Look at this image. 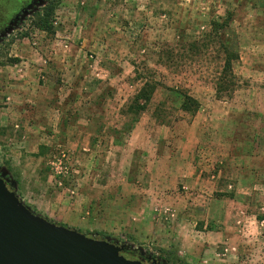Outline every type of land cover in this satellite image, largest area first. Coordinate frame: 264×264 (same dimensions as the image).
<instances>
[{"label": "rangeland", "instance_id": "obj_1", "mask_svg": "<svg viewBox=\"0 0 264 264\" xmlns=\"http://www.w3.org/2000/svg\"><path fill=\"white\" fill-rule=\"evenodd\" d=\"M49 1L0 0V174L20 200L150 264H264V0H61L55 35L34 26Z\"/></svg>", "mask_w": 264, "mask_h": 264}, {"label": "water", "instance_id": "obj_2", "mask_svg": "<svg viewBox=\"0 0 264 264\" xmlns=\"http://www.w3.org/2000/svg\"><path fill=\"white\" fill-rule=\"evenodd\" d=\"M0 177V264H150L125 246L57 225L34 214Z\"/></svg>", "mask_w": 264, "mask_h": 264}, {"label": "trees", "instance_id": "obj_3", "mask_svg": "<svg viewBox=\"0 0 264 264\" xmlns=\"http://www.w3.org/2000/svg\"><path fill=\"white\" fill-rule=\"evenodd\" d=\"M60 2L61 0H50L47 5L42 9V11L34 16V26L36 29L50 35L56 34L54 18ZM226 54H228V56L224 63L222 78L219 84L220 88L217 91L218 94H221L223 92L221 90L227 89V87H224L225 85H235L233 64L235 61L238 60V56L234 53H230L229 51H226ZM11 62L15 64L18 62V60H13ZM155 92L156 86L146 83L138 94V96L135 98L133 105L130 107V112H132L136 116H139L140 114L145 112L147 110V105L152 101ZM182 97V110L184 112L197 113L199 111L200 104L198 101L186 94H182ZM141 102H144V104H141Z\"/></svg>", "mask_w": 264, "mask_h": 264}, {"label": "crops", "instance_id": "obj_4", "mask_svg": "<svg viewBox=\"0 0 264 264\" xmlns=\"http://www.w3.org/2000/svg\"><path fill=\"white\" fill-rule=\"evenodd\" d=\"M43 94L41 96H38V100L40 99L41 101L44 102V100L47 98V94H51L50 91H42ZM66 91H52V99L55 98V97H59V98H62V95L63 93H65ZM98 92V91H97ZM45 96V97H44ZM25 99V96L24 97H20ZM171 156V155H170ZM237 156L235 154H231V156L227 155L225 160H227L228 158H230V160H234ZM244 157V156H243ZM249 158V157H248ZM251 160H258V159H264V157L261 158L260 157H253L251 156V158H249ZM192 160H196L195 157H193V159H191V162ZM183 163H185V160L183 161ZM190 165V166H189ZM180 178H179V181L181 182V184L185 185L186 188H189L190 185L192 186H202L203 185V179H202V174L199 170L196 169V166L194 167L193 164H188V167H187V170L184 168L182 171H180V174H179ZM230 187H233L232 185ZM216 188L215 187V183L213 182V187H212V190ZM174 197V196H173ZM173 197H171V199H173ZM167 200L169 201L170 198L168 197ZM168 201L166 202V204H168V206L171 204L168 203ZM187 219H185V216H184V222L187 223L186 221ZM189 222V221H188ZM190 222H193V221H190Z\"/></svg>", "mask_w": 264, "mask_h": 264}, {"label": "flooded vegetation", "instance_id": "obj_5", "mask_svg": "<svg viewBox=\"0 0 264 264\" xmlns=\"http://www.w3.org/2000/svg\"><path fill=\"white\" fill-rule=\"evenodd\" d=\"M0 177H2L1 174H0ZM4 180H6V179H4ZM138 257H140V256L136 255V253H134L133 256H128V258L131 259V260H136Z\"/></svg>", "mask_w": 264, "mask_h": 264}]
</instances>
